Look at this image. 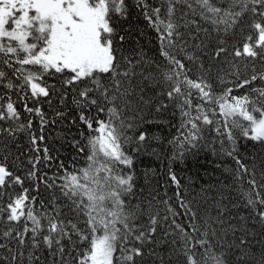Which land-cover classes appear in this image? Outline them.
<instances>
[{"label":"snow or ice","instance_id":"snow-or-ice-1","mask_svg":"<svg viewBox=\"0 0 264 264\" xmlns=\"http://www.w3.org/2000/svg\"><path fill=\"white\" fill-rule=\"evenodd\" d=\"M212 135L248 217L172 167ZM0 264H264V0H0Z\"/></svg>","mask_w":264,"mask_h":264},{"label":"trees","instance_id":"trees-1","mask_svg":"<svg viewBox=\"0 0 264 264\" xmlns=\"http://www.w3.org/2000/svg\"><path fill=\"white\" fill-rule=\"evenodd\" d=\"M146 39H151L149 34ZM220 119V117H216ZM153 131L162 138V144L158 146V150L161 152V159L155 160L150 157H143L142 161L147 163L152 160V167L156 168L159 173L160 183L167 189V196L173 197L174 186L166 182L165 171L169 164L170 158L175 152V148L168 144V140L172 138V134L175 132V128L168 126L155 127ZM214 141V142H213ZM208 142H212L210 146ZM245 143H249L245 141ZM224 147L227 148L228 144L225 142ZM212 149H215V154ZM199 155L193 157L188 155L185 163L173 164L174 167L182 177V183L189 188V190L195 194L200 193L202 189H207L205 195L208 200V207L212 210V205L220 200V197H226L223 201L228 205L232 216L236 217V220L240 216L248 217L250 212L244 207L243 199L240 195V187L235 185L232 180L231 171L236 167L232 158L227 157L221 153V144L216 140L215 136H209L205 145H202L196 150ZM250 151L255 154V150ZM67 152H63V156H67ZM245 158H248V154L245 153ZM63 158V157H62ZM83 164V160L80 161ZM138 168L142 170V166L138 161ZM191 181V183H189ZM164 195V189H161V196ZM175 206V198L170 201ZM232 204L238 205V207H232ZM215 212L213 211V215ZM235 223V220L232 221ZM255 223L254 219L247 221L248 226ZM259 253L257 252V256Z\"/></svg>","mask_w":264,"mask_h":264}]
</instances>
